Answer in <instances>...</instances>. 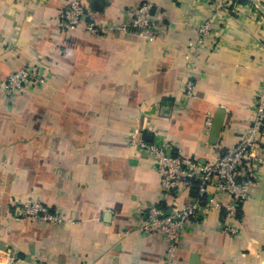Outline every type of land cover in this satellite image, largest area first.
Returning a JSON list of instances; mask_svg holds the SVG:
<instances>
[{"label": "crops", "instance_id": "obj_1", "mask_svg": "<svg viewBox=\"0 0 264 264\" xmlns=\"http://www.w3.org/2000/svg\"><path fill=\"white\" fill-rule=\"evenodd\" d=\"M71 1L0 0V82L29 66L45 79L12 99L0 93V264H163L167 243L138 231L141 212L191 205L198 183L165 195L139 142L149 136L184 163L205 164L241 140L264 79V0H77L97 33L59 28ZM144 2L166 26L159 40L124 29ZM219 2L189 71L195 29ZM259 142L251 196L232 217L227 195L212 210L200 207L174 264H264V131ZM28 201L62 221H15ZM7 250L22 262H9Z\"/></svg>", "mask_w": 264, "mask_h": 264}, {"label": "built area", "instance_id": "obj_2", "mask_svg": "<svg viewBox=\"0 0 264 264\" xmlns=\"http://www.w3.org/2000/svg\"><path fill=\"white\" fill-rule=\"evenodd\" d=\"M222 7L223 4L221 2L215 4V11L196 27V42L191 48L192 50L184 56L185 64L189 71L192 70V51L197 46H200L203 39L210 33L215 14ZM152 10V3L144 2L137 5L133 10L132 22L124 29L144 40L155 41L161 39L166 34L167 29L162 21L153 16ZM58 26L64 31L81 30L97 33L95 27L87 23L85 9L77 0H72L59 14ZM193 53H196V49ZM43 76V70L40 66L24 67L0 82V91L7 95H13L22 86L41 85L44 83ZM193 92V82L187 81L183 86L186 101L193 97ZM210 125L211 121L208 119L206 126L210 127ZM263 131L264 79L255 98L249 126L242 135L241 140L215 162L205 164L184 163L178 156L173 154L172 148L167 147L165 144L155 143L147 145L139 142L142 150L149 154L154 161L155 168L160 176L161 190L165 195L175 196L180 189H189L193 182L198 183L197 196L191 205L171 211L166 216H164L165 212L157 205H151L141 212L143 214V222L138 231L144 235L162 237L167 243V253L163 264H174V251L180 241L181 233L187 223L197 220L200 207L212 210L217 206L216 199L218 196L227 195L231 201L227 208V216L232 217L234 205L251 196L263 164L259 142V137ZM209 187L214 189V193L209 194ZM38 206L41 210L43 209L41 205ZM42 211L46 212L44 209ZM48 214L50 216L55 215ZM39 216L37 215L36 217ZM229 231L232 235L235 233L233 229H229ZM6 256L9 257V262L17 259L15 254L9 255L6 253Z\"/></svg>", "mask_w": 264, "mask_h": 264}, {"label": "rangeland", "instance_id": "obj_3", "mask_svg": "<svg viewBox=\"0 0 264 264\" xmlns=\"http://www.w3.org/2000/svg\"><path fill=\"white\" fill-rule=\"evenodd\" d=\"M44 79V76H43ZM44 83H45V79H44ZM44 83H42L41 85H29V86H22L21 88L17 89V92H15L13 95H9L8 97L15 98L18 96L19 93H21L25 88H31V89H35V88H40L42 85H44ZM1 90V89H0ZM1 94H3L4 92L0 91ZM5 94V93H4ZM39 203L37 204L35 201H28L27 203H24L22 205V208L16 213V215L14 216V220L15 221H21V220H27V219H32V220H41L44 223L50 224V225H56L57 223L61 222V216L60 215H49L46 212H43L41 210V208L38 206ZM43 208V207H42ZM43 213V214H41ZM37 215H40L39 217H36ZM46 216V218H45ZM48 220H45V219ZM50 218V219H49ZM4 252V254L6 255V253L8 254H15L17 259L16 261L21 263L23 259H20L17 255V250L16 251H1ZM3 254V255H4ZM5 257V256H4ZM34 264H45L42 263L40 261H37Z\"/></svg>", "mask_w": 264, "mask_h": 264}, {"label": "water", "instance_id": "obj_4", "mask_svg": "<svg viewBox=\"0 0 264 264\" xmlns=\"http://www.w3.org/2000/svg\"><path fill=\"white\" fill-rule=\"evenodd\" d=\"M222 112L219 111V114H217L214 119H213V122H212V125H211V134L213 137H217L218 134H219V131L221 129V125H222ZM169 212V211H168ZM167 213L164 214V216H166Z\"/></svg>", "mask_w": 264, "mask_h": 264}, {"label": "trees", "instance_id": "obj_5", "mask_svg": "<svg viewBox=\"0 0 264 264\" xmlns=\"http://www.w3.org/2000/svg\"><path fill=\"white\" fill-rule=\"evenodd\" d=\"M144 141L147 143V144H152V143H149V142H152V138H149V136H145L144 138Z\"/></svg>", "mask_w": 264, "mask_h": 264}]
</instances>
